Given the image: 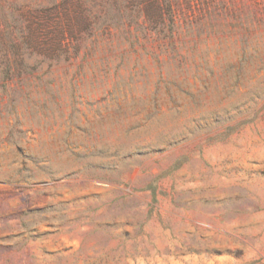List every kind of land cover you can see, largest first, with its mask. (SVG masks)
<instances>
[{
  "label": "rangeland",
  "instance_id": "obj_1",
  "mask_svg": "<svg viewBox=\"0 0 264 264\" xmlns=\"http://www.w3.org/2000/svg\"><path fill=\"white\" fill-rule=\"evenodd\" d=\"M0 36V264H264V0H0Z\"/></svg>",
  "mask_w": 264,
  "mask_h": 264
},
{
  "label": "trees",
  "instance_id": "obj_2",
  "mask_svg": "<svg viewBox=\"0 0 264 264\" xmlns=\"http://www.w3.org/2000/svg\"><path fill=\"white\" fill-rule=\"evenodd\" d=\"M69 23V27H72L73 25H76L78 27L80 26H84V24L86 23V19H84L83 17H74V18H71V17H67ZM43 20V21H42ZM54 20H58V21H55V23L57 24H60V21L59 19H56L55 17H51V15H45V17L43 19H39L38 21V24L41 25L43 23L41 22H44V23H49V22H52ZM0 42L1 43H4L5 42V39L0 36ZM45 43V48H49V47H52L53 45H50L51 43L48 42L47 40L44 41ZM13 53L15 54V58L13 59V62L17 65L16 68L18 69V67H23L25 65V56L23 55L22 52H20V48L18 45H15L13 48ZM11 60L7 59V68H6V73L8 74L10 69H11Z\"/></svg>",
  "mask_w": 264,
  "mask_h": 264
}]
</instances>
